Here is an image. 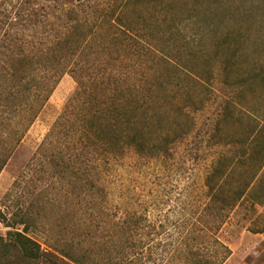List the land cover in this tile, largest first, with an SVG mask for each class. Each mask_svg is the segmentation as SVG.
Segmentation results:
<instances>
[{
    "label": "trees",
    "instance_id": "trees-1",
    "mask_svg": "<svg viewBox=\"0 0 264 264\" xmlns=\"http://www.w3.org/2000/svg\"><path fill=\"white\" fill-rule=\"evenodd\" d=\"M171 2L0 0V108L12 109L9 119L0 111V174L60 79L67 74L76 84L34 154L46 174L62 180V191L75 192L79 239L69 248L53 247L72 264H146L145 257L150 258L143 256L141 223L134 213L109 221L105 231L102 169L132 154L158 160L192 129V119L166 125L161 103L162 97L183 90L185 102L175 111L187 119L193 103L180 74H193L195 58L168 15L175 9ZM185 10L186 19L216 14L201 3ZM245 40L239 30L214 40V56L200 74L214 76L210 67L217 62L228 87L264 88V65L245 78L234 76ZM230 118L228 112L221 115L215 136ZM229 137L220 142L226 152L216 158L202 185L206 209L215 218L208 225L210 235L204 228L185 239L184 264H224L231 251L216 233L227 213L247 196L264 206V128L240 139ZM18 184L6 195L8 201ZM18 225L21 230L8 232L7 238L26 259L39 260L44 253L27 235L30 223L24 215Z\"/></svg>",
    "mask_w": 264,
    "mask_h": 264
},
{
    "label": "rangeland",
    "instance_id": "rangeland-1",
    "mask_svg": "<svg viewBox=\"0 0 264 264\" xmlns=\"http://www.w3.org/2000/svg\"><path fill=\"white\" fill-rule=\"evenodd\" d=\"M200 3L216 14L206 11L208 16L186 19L185 9ZM172 4L174 12L168 15L178 23L180 38L187 40L195 58L191 64L193 74H180L193 103L185 112L188 119L175 111L185 102L183 90L162 97L161 103L166 125L186 120L190 123L192 119V129L158 160L132 154L123 160H113L102 169L107 192L101 213L105 231L114 218L129 213L137 215L141 223L139 235L144 242L143 256H150L149 260L145 257L146 264H184L185 239H190L194 231L206 228L208 232V225H213L215 219L206 209L202 185L216 158L226 152L220 142L229 136L240 139L251 129L264 128V88L249 90L248 84L228 87L217 62L210 67L214 76L200 74L204 62L214 56V40L238 30L246 40L234 76L245 78L264 65V0H172ZM75 88L69 75L60 79L0 174V264H72L53 247L69 248V244L79 239L81 212L75 192L62 191L59 186L62 180L46 174L45 164L34 154ZM229 102L232 104L228 111L225 108ZM0 111L4 118L12 117L11 108ZM226 112L231 118L221 134L215 136L216 121ZM15 181L19 184L8 201L6 195ZM21 215L30 223L27 235L44 253L39 260L26 259L7 238L8 232L21 230L18 225ZM216 237L231 251L224 264H264V206L247 196L227 213Z\"/></svg>",
    "mask_w": 264,
    "mask_h": 264
},
{
    "label": "built area",
    "instance_id": "built-area-1",
    "mask_svg": "<svg viewBox=\"0 0 264 264\" xmlns=\"http://www.w3.org/2000/svg\"><path fill=\"white\" fill-rule=\"evenodd\" d=\"M1 229H0V232L2 231V226L0 225Z\"/></svg>",
    "mask_w": 264,
    "mask_h": 264
}]
</instances>
